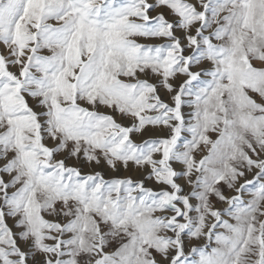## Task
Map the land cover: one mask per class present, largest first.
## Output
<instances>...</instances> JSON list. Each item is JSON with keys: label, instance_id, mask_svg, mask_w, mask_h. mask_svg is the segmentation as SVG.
I'll use <instances>...</instances> for the list:
<instances>
[{"label": "snow or ice", "instance_id": "6c2138e0", "mask_svg": "<svg viewBox=\"0 0 264 264\" xmlns=\"http://www.w3.org/2000/svg\"><path fill=\"white\" fill-rule=\"evenodd\" d=\"M0 264H264V0H0Z\"/></svg>", "mask_w": 264, "mask_h": 264}]
</instances>
